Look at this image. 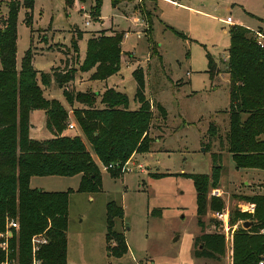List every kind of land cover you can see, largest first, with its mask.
I'll return each mask as SVG.
<instances>
[{
    "label": "rangeland",
    "instance_id": "rangeland-1",
    "mask_svg": "<svg viewBox=\"0 0 264 264\" xmlns=\"http://www.w3.org/2000/svg\"><path fill=\"white\" fill-rule=\"evenodd\" d=\"M11 1L0 0V19L7 16ZM176 1L120 0L115 5L113 0H103L100 13H94V0H76L73 7L66 0H35L32 9L19 10L17 68H21L31 48L39 79L43 72L52 76L55 71H76L64 87L54 81L44 94L47 99H57L68 111L62 134L80 135L101 169L99 189L94 191L79 190L80 174L31 179L32 187L45 191H72L67 229L70 264H232L234 235L244 222L239 219L233 223L234 212L254 214L255 206L245 197L264 194V169L237 168L226 149L230 75L224 71L211 75L207 57L210 52L221 70L225 69L227 62L223 59L231 39L224 30L232 25L222 18L231 16L243 26L263 32L264 0ZM27 11L32 14V25L25 23ZM146 11L151 15L150 30ZM80 32L84 38L76 52L72 38ZM113 32L124 33L120 70L106 81L92 82V73L80 69L87 40ZM152 43L158 53H153ZM138 68L144 71L146 98L161 104L166 115L152 106L151 148L131 156L135 163L143 162L146 171H121L119 177H114L104 168L106 165L98 159L77 123L75 110L82 106L68 103L63 92L65 88L105 92L113 83L128 95L131 109H136L140 106L134 77ZM46 119L44 110L33 111L32 122L41 129L33 131L35 137H52ZM212 122L220 134L214 138L208 132ZM70 124L75 127L71 129ZM214 158L222 167L221 177L218 185L207 192L209 206L200 226L194 181L184 174H211ZM213 197L224 203L219 209L223 219L214 217L218 210L210 206ZM111 202L123 208V216L115 218L114 226L117 232L124 233L128 246L121 256L113 249L116 240L108 238ZM8 218L13 217L6 215L5 229ZM206 232L223 236L224 252L217 258L201 255L198 250L199 238ZM36 234L48 237L46 231ZM13 259L17 264V258Z\"/></svg>",
    "mask_w": 264,
    "mask_h": 264
},
{
    "label": "trees",
    "instance_id": "trees-1",
    "mask_svg": "<svg viewBox=\"0 0 264 264\" xmlns=\"http://www.w3.org/2000/svg\"><path fill=\"white\" fill-rule=\"evenodd\" d=\"M102 1L94 0V13H100ZM119 1L113 0V3L116 5ZM75 2L66 0L69 7ZM34 4L35 0H12L7 16L0 19V233L5 230L7 214L18 217L20 227L10 241L14 249L12 257L17 258V264H31L32 237L43 231L49 237V243L38 253L43 264H69L67 229L72 191H45L32 187L31 179L34 176L80 174L79 190L94 191L99 189L101 169L80 135L62 134L68 123V111L57 99H47L44 94L42 85H49L54 78L60 87H64L76 71H55L53 76L43 72L39 79L31 48L26 52L21 68H17L19 10L21 7L32 9ZM150 19L147 12L149 24ZM32 22V14L27 11L25 23L32 25ZM256 32L239 24L231 26L229 58L223 70L207 52L211 75L221 71L230 75L229 128L225 141L237 168L264 169V46L259 43ZM82 38L81 32L72 38L76 52H79L78 42ZM123 40L122 32L92 36L87 42L81 71L93 70L92 80H105L117 73L121 67ZM152 49L153 53H158L153 43ZM134 77L138 84L136 101L140 104L136 109H131L126 93L112 87L102 94L66 88L63 92L68 103L78 102L84 106L75 110L77 123L105 165L122 164L134 153L149 151L153 142L150 136L154 117L152 106L166 115L161 104L146 98L143 69L135 70ZM99 98L102 107L97 104ZM34 110L45 111L46 126L54 137L44 141L31 138L30 114ZM208 132L211 138L220 135L214 122ZM216 161L214 158L211 174H184L194 181L200 226L209 206L207 192L218 185L221 177L222 167ZM108 171L114 177L121 175L120 168ZM245 200L255 206V213L234 212L233 223L243 219L251 221L252 225L249 228L241 225L235 232L232 264H256L264 260V195L247 196ZM210 206L219 211L224 203L213 197ZM122 216L123 208L111 202L108 205V238L116 240L113 249L117 256L128 250L124 233L114 229L115 218ZM199 239L201 255L217 258L223 254V236L206 232ZM4 260L5 253L0 248V264Z\"/></svg>",
    "mask_w": 264,
    "mask_h": 264
},
{
    "label": "built area",
    "instance_id": "built-area-1",
    "mask_svg": "<svg viewBox=\"0 0 264 264\" xmlns=\"http://www.w3.org/2000/svg\"><path fill=\"white\" fill-rule=\"evenodd\" d=\"M223 21L227 24H233L234 19L231 16H228L227 18L223 19ZM89 23V22H87ZM257 36L259 38V43L261 46H264V33L257 31ZM128 35V32L125 36ZM69 127L72 129L75 127V124H70ZM134 157H130L127 161L124 163L115 162L111 163L109 165H106L104 167L106 170L112 169V168H120L121 171L125 172H133L135 170L139 171H146V166L143 162H134ZM214 194H217V192H214ZM214 217L216 218H222L223 214H221L220 211L215 212ZM19 221L16 218H8V222L6 225V229L0 233V248L5 253V260L2 264H13L14 259L12 257V253L14 251L13 248H11L10 241L14 235V231H17L19 229ZM228 230V228L226 227ZM49 243V239L45 235L35 234L32 237V262L31 264H43V261L39 258L38 253L40 252L41 248ZM256 264H264V260L259 261Z\"/></svg>",
    "mask_w": 264,
    "mask_h": 264
},
{
    "label": "crops",
    "instance_id": "crops-1",
    "mask_svg": "<svg viewBox=\"0 0 264 264\" xmlns=\"http://www.w3.org/2000/svg\"><path fill=\"white\" fill-rule=\"evenodd\" d=\"M82 1H84V0H82ZM169 1H172V2H174V3H177V1L176 0H169ZM223 19H225V18H222V21H223ZM224 22V21H223ZM234 22H235V24H240V25H242V22L241 21H236L235 19H234ZM225 23V22H224ZM231 25H234V24H231ZM250 28V27H249ZM250 29H252V30H257L258 28H250ZM229 30L230 29H226L225 28V30H224V32L225 33H227V34H229L230 35V33H229ZM113 33H115V32H113ZM129 33V32H128ZM83 38H84V34H83ZM83 38L81 39V40H79V42H78V44H79V46L81 45V41L83 40ZM87 42H88V40H87ZM81 50H82V47H81ZM86 50H87V48H86ZM85 54H86V52H85ZM228 58H229V54H227L225 57H224V61L225 62H227L228 61ZM93 72V70L92 71H89V72H85V73H92ZM53 76V75H52ZM92 82H97V81H99V80H91ZM104 81H106V79L104 80ZM113 83H110V85L108 86L109 88H115V85H112ZM43 86V85H42ZM52 86H54V78H52V81H51V83L49 84V85H46L45 87H43L44 88V90H45V92L47 91V90H51V88L50 87H52ZM58 86V85H57ZM115 89H117L118 90V88H115ZM104 91H105V89H103ZM82 91V90H81ZM54 91H51V97L52 98H54L53 97V95L52 94H54L53 93ZM96 92H99V93H103V91L101 92V91H98V90H96ZM150 99V98H149ZM76 103H78V102H76ZM80 104V103H79ZM98 106H100V107H102L103 105L100 103V98H99V101H98ZM82 107H84L82 104H80ZM136 106V105H135ZM32 115H33V111L31 112V114H30V122H31V129H30V136H31V138H33V139H36V140H45V139H50V138H52L53 137V134L50 132V134H52V137H49L48 135H46V137H44V138H39V137H35L34 135H33V131L35 130V129H37L38 131H41V129L39 130V128H36V126H35V124L32 122ZM47 116V115H46ZM47 120V119H46ZM47 127V126H46ZM35 132H37V131H35ZM66 135H70V134H66ZM32 181V180H31ZM32 185V184H31ZM264 195V194H263ZM70 264V263H69Z\"/></svg>",
    "mask_w": 264,
    "mask_h": 264
},
{
    "label": "water",
    "instance_id": "water-1",
    "mask_svg": "<svg viewBox=\"0 0 264 264\" xmlns=\"http://www.w3.org/2000/svg\"><path fill=\"white\" fill-rule=\"evenodd\" d=\"M251 225H252L251 221L246 220V221L243 222L244 228H249ZM176 239H178V237Z\"/></svg>",
    "mask_w": 264,
    "mask_h": 264
}]
</instances>
